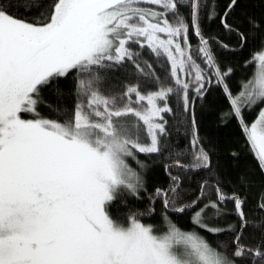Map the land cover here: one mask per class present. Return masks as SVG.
Returning <instances> with one entry per match:
<instances>
[{
  "label": "snow or ice",
  "instance_id": "obj_1",
  "mask_svg": "<svg viewBox=\"0 0 264 264\" xmlns=\"http://www.w3.org/2000/svg\"><path fill=\"white\" fill-rule=\"evenodd\" d=\"M252 42L233 88L225 54ZM214 92L264 176V0H0V264H264V186L226 190L200 134Z\"/></svg>",
  "mask_w": 264,
  "mask_h": 264
},
{
  "label": "trees",
  "instance_id": "obj_2",
  "mask_svg": "<svg viewBox=\"0 0 264 264\" xmlns=\"http://www.w3.org/2000/svg\"><path fill=\"white\" fill-rule=\"evenodd\" d=\"M220 7H223L224 0H218ZM249 11H255L257 14L261 11L259 6L249 7ZM204 31L206 34L213 35H221V29L216 22L205 23L203 25ZM234 43V41H233ZM255 50H259V46L257 42H252L248 46L245 47L243 51H239L235 55L233 54H225V59L228 63L234 66V75L230 83L233 88L238 86V82L241 79L251 78L255 65H250L248 68L244 67V61L249 59L252 52ZM145 59H149L148 55L145 53ZM131 67V66H129ZM116 76H121L122 73L117 71L115 73ZM60 87L67 92V90L71 87L70 81L63 82ZM45 98L52 103H56V97L52 94L51 91L46 92ZM211 99L215 101L214 107L205 109L200 113L201 119V130L200 134L205 138V143L212 147V150L216 153L214 156L215 160H218L220 166V175L225 181V189L230 190L229 185L235 184L238 177L245 176L251 182L249 185V193L253 199H250L249 207L254 203L255 194L259 191L261 186H264V176L261 175L257 162L253 158V156L248 152L247 148L244 145L243 138L241 137L239 130L234 122H229L228 124H221L217 121V114L223 111L227 105L222 101L218 92H214L212 94ZM45 114H48L47 109H42ZM231 151H236L239 153V159H233L230 157L229 153ZM143 159V157H141ZM206 174H202L201 176H196L191 181H186V183L191 184L190 191H195L196 184L202 179ZM167 179L163 174L162 169L159 166H156L148 177L149 190H151L153 185L160 186L166 184ZM131 205L134 206L135 209L144 210L147 206L146 200L140 201H129ZM231 208V205H229ZM156 214L152 217L143 218L144 222L152 223L157 227H162L161 225V217H160V209L161 206L157 204L156 206ZM125 209L119 208L118 204H114L111 207V212L114 217H120L124 213ZM252 215V213H249ZM259 215H264L261 213H257ZM171 219L174 223L177 224L182 230H192L193 226L190 223V219L188 217H176L172 216ZM228 222H235V218L233 216H228L220 223L225 224ZM196 231H200L196 229ZM252 230H249V234H251ZM201 235L205 236L206 239L209 240L210 243L215 247V238L211 237L209 234L201 231ZM257 237L259 233H256ZM220 239L228 240L229 236L222 234ZM241 264V262H238Z\"/></svg>",
  "mask_w": 264,
  "mask_h": 264
},
{
  "label": "rangeland",
  "instance_id": "obj_3",
  "mask_svg": "<svg viewBox=\"0 0 264 264\" xmlns=\"http://www.w3.org/2000/svg\"><path fill=\"white\" fill-rule=\"evenodd\" d=\"M254 73H255V68H254L253 74H254ZM253 74H252V75H253Z\"/></svg>",
  "mask_w": 264,
  "mask_h": 264
}]
</instances>
